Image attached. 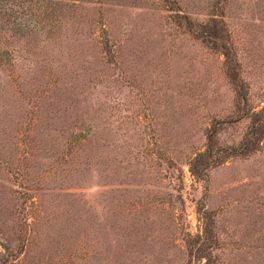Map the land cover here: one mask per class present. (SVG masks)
Segmentation results:
<instances>
[{"label":"rangeland","instance_id":"obj_1","mask_svg":"<svg viewBox=\"0 0 264 264\" xmlns=\"http://www.w3.org/2000/svg\"><path fill=\"white\" fill-rule=\"evenodd\" d=\"M0 264H264V0H0Z\"/></svg>","mask_w":264,"mask_h":264}]
</instances>
